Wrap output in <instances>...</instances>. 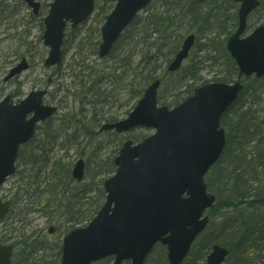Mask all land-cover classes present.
<instances>
[{"label": "water", "instance_id": "obj_1", "mask_svg": "<svg viewBox=\"0 0 264 264\" xmlns=\"http://www.w3.org/2000/svg\"><path fill=\"white\" fill-rule=\"evenodd\" d=\"M241 3L238 29L230 36L227 49L241 75L264 76V24L242 37L250 13L260 0H235ZM34 12L39 4L27 0ZM151 0H117L102 27L100 58H105L121 33ZM95 0H54L46 16L44 44L50 48L46 67L62 62V44L68 23L76 27L94 10ZM195 35L188 36L168 69L176 71L188 57ZM28 68L23 60L8 78ZM160 80L151 83L129 116L102 130L119 133L144 126L155 133L134 144L128 140L115 159L116 173L104 183L106 202L85 227L68 233L63 241L62 264H92L115 256L114 264L131 260L143 264L158 242L167 247L170 264H182L197 236L206 228L209 217H202L216 197L210 194L205 175L219 160L226 145L222 114L237 99L242 84L214 82L195 90L194 95L170 109L158 106ZM47 90L33 91L14 103L10 96L0 102V189L14 174L18 148L30 140L38 122L49 118L56 107L43 104ZM28 119V116L32 114ZM73 177H84V161L73 170ZM9 202L0 200V222ZM12 246L0 243V264H11ZM229 251L214 245L208 264H222Z\"/></svg>", "mask_w": 264, "mask_h": 264}, {"label": "rangeland", "instance_id": "obj_2", "mask_svg": "<svg viewBox=\"0 0 264 264\" xmlns=\"http://www.w3.org/2000/svg\"><path fill=\"white\" fill-rule=\"evenodd\" d=\"M42 1L44 9L36 16L24 0H0V100L8 94L19 100L33 89L47 87L49 94L46 102L58 106L54 117L40 125L33 141L21 148L17 172L7 180L2 189V198L11 199L13 207L0 225V238L15 246L14 264H60L61 257H58V252L71 223L67 222L72 215L69 212L71 206L74 216L76 210L82 213L81 225L86 224L89 220H86V211L89 208L87 203L96 198L99 201L102 199L103 183L113 174V171L110 172L111 165L123 142L126 139L137 142L154 133V130L149 128H138L127 134L99 132L107 118L126 117L137 101L132 95V88L126 86L130 79H124V83L107 77L112 71L108 67L115 65L114 61L100 59L98 54H94V49H98L101 42L99 32L104 22L100 21V15L103 13L105 0H98L94 14L76 31H67L63 46V63L54 68H46L43 65L48 48L42 38V19L53 0ZM262 3L264 5V0ZM200 7L205 14L211 11L212 21L203 25V28L202 20H199L194 27L185 31L183 38L187 34L197 35L199 32L203 35L200 37V43L205 46L209 38L219 31L215 16L219 17L223 13L233 15L239 5L229 3V0H204ZM250 19L252 23L259 20L257 16ZM263 21L264 19H261L259 24ZM232 23L231 19L228 29H232ZM140 48L141 46L137 45L138 56L135 64L141 60ZM207 55L205 50L200 52L195 48L183 64L181 73H188L192 79L189 84L193 87L227 73L224 58L214 63L212 59L206 58ZM210 55L215 57L216 54ZM23 57L27 58L30 68L6 81L11 68L19 64ZM104 71V79L99 86L102 95L98 97L91 93H82L81 79L86 78V81H89ZM49 78L53 79L52 83H49ZM160 78H163V84L159 90V103L171 106L174 96L181 93L188 81L185 78L183 84L178 83L177 75ZM40 153L47 157L49 162L30 165L29 157ZM80 159L86 163L85 179L76 183L71 175ZM61 167L67 170V175L63 176V185L70 190V194H63L62 186L55 191L40 193L55 182L54 178L59 182L60 175H57L61 173ZM36 172L40 179V188L36 192L34 186H37V182H34L26 187V194L25 182L28 181V175ZM87 188L88 193L85 192ZM75 193L78 196H75ZM49 200L54 203L46 206ZM31 201H35L36 205H32ZM40 202L44 205L40 206ZM93 207H96V204ZM222 213L223 210L219 211L212 219L218 221ZM51 227H55L54 233L49 232ZM96 264H112V261Z\"/></svg>", "mask_w": 264, "mask_h": 264}, {"label": "trees", "instance_id": "obj_3", "mask_svg": "<svg viewBox=\"0 0 264 264\" xmlns=\"http://www.w3.org/2000/svg\"><path fill=\"white\" fill-rule=\"evenodd\" d=\"M202 2L203 0H153L145 13L139 15L121 35L109 55L108 60L112 59L115 65L108 67L112 71L107 74V77L110 76L124 83L126 82L123 81L124 79H130L126 86L132 88V95L135 98H140L150 82L160 77L177 75L178 83L183 84L185 78L188 83L184 84L181 93L174 96L171 105H176L191 95L194 87L189 84L188 73L183 71L182 74V70L169 73L166 68L177 53L185 31L194 27L199 20H202V27L212 21L211 11L203 13L200 7ZM103 8H105L103 13L105 14L109 7L104 5ZM256 16L259 20L250 22L249 29H253L261 19H264V5L255 11L253 17ZM215 17L219 31L209 38L205 46L204 43L201 45L200 37L203 35L198 32L197 49L200 52L205 50L208 54L206 58L212 59L214 63L224 58L227 73L222 77H215L212 81L232 82L238 77L239 70L227 52L225 42L237 26V15L223 13ZM231 19L233 20L232 29H228V22ZM76 30L73 29L71 32ZM137 45L141 46V60L135 64L138 56ZM94 52L97 54L96 48ZM213 53L217 56L212 57L210 54ZM105 72L98 73L89 81L82 78V93L101 96L99 86L102 84ZM101 99L106 98L101 97ZM106 120L112 122L118 120V117L110 116ZM221 125L227 131L226 147L221 159L210 170L206 180L209 191L216 195L218 201H221L222 207L221 210L215 207L210 214L214 216L222 210L224 213L218 221L214 219L210 221L206 231L195 242L185 263L205 264V258L211 246L218 243L230 250V256L225 264H264V78L245 79L242 92L222 116ZM30 162L32 165L41 162L46 164L49 159L40 153L34 154ZM111 167L110 172H114L113 163ZM66 173L67 170L61 167V173L57 175H60L59 182L57 178H54L56 183L49 185L47 190L40 193L55 191L62 186L63 194H65L67 188L63 185V176L67 175ZM39 180L37 172L29 174L28 181L25 182V193H28L26 187L34 182H37L34 190L38 192L41 184ZM103 192L102 189L100 201L96 198L93 202L91 200L87 203L89 208L86 211V220L91 219L101 207L104 199ZM75 196L78 194L75 193ZM53 203L49 200L46 205L51 206ZM40 204V206L44 205L42 202ZM94 204L96 207H93ZM69 212L72 215L67 222L72 224L70 223L67 227V231L83 223L80 211L76 210L74 216L73 206H71ZM60 254L59 247L58 257ZM166 254L165 247L157 245L145 264H168ZM104 261L110 263L111 259Z\"/></svg>", "mask_w": 264, "mask_h": 264}, {"label": "flooded vegetation", "instance_id": "obj_4", "mask_svg": "<svg viewBox=\"0 0 264 264\" xmlns=\"http://www.w3.org/2000/svg\"><path fill=\"white\" fill-rule=\"evenodd\" d=\"M37 1H39V3H40V12L37 15V16H39L41 14L42 10L44 9V6H43V1L42 0H37Z\"/></svg>", "mask_w": 264, "mask_h": 264}]
</instances>
